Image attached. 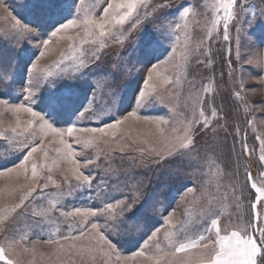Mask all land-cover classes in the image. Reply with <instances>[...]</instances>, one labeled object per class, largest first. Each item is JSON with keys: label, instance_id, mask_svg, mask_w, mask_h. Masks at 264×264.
Segmentation results:
<instances>
[{"label": "rangeland", "instance_id": "1", "mask_svg": "<svg viewBox=\"0 0 264 264\" xmlns=\"http://www.w3.org/2000/svg\"><path fill=\"white\" fill-rule=\"evenodd\" d=\"M107 2L83 0L81 4V0H0V42L14 49L16 54L10 78H3L0 70V99L12 104L26 103L53 127L61 129L70 124H75L78 129L103 127L105 123H112L135 110L141 118L163 117L169 123L160 126L167 134L173 127L181 131L182 122L192 118L190 97L198 93L209 123L205 126L204 118L199 117L197 112L201 123L193 129L194 145L182 155L157 156L155 153L150 155L147 150L144 153L138 151L139 148L149 147V144L141 143L140 137L154 147L159 146L155 123L142 119H130L121 125L115 137L95 134L98 139L92 147L76 146L80 153L77 159L82 165L85 159L94 161L82 169L92 177L90 185L78 184L71 175L68 177L70 182H67L59 170L49 172L45 168L39 183L47 184V187L38 189L25 202L23 209H17L15 213L5 212V218L10 215L12 221L2 223L3 220H0V228L1 225L12 228L6 234L0 230V246L5 248L8 259L18 260L20 264H56L57 256L43 241L57 239V233L78 235L80 224L86 222L80 216L65 218L61 212H70L74 208L99 209L105 203L115 204L117 200H126L129 204L135 200L134 209L146 200L152 211L146 217L156 219L157 224L135 249L127 250L113 241L117 245L116 250L108 257L97 255L96 264H155V261L145 257H132V253L140 250L157 228H161L157 238L162 246L166 250H174L166 247L164 228L161 227L169 213L174 214V219L183 221L174 229L179 235L173 239L195 240L200 235H207L203 231L207 225H197L195 220L199 219L200 209L210 202L218 209L221 235L228 234L241 221H252L249 234H253L257 225L264 228V196L259 197L257 202L256 192V188L264 189V162L260 160L264 154V64L249 63L250 59L264 57V15H260L264 12V0H237L232 9L234 18L227 21V32L219 0H145L146 7L137 10L141 21L137 28L130 31L131 25L136 22L132 19L122 31L116 30L111 37L105 38L102 48L99 41L82 45L85 52L97 53L90 59L85 57L84 65L78 66L79 61L72 59L70 54L68 59L60 55L61 51L68 54L70 43L61 39L64 33H60L51 37L49 47L54 51L41 58L39 73L28 72L41 49L37 47V40L19 34L20 26L15 25L12 17L20 20L21 25L29 23L32 26L39 21L44 32L40 39H49L55 24L48 22L50 10L41 5H58L54 18L56 22H64L63 19L73 18L77 12L83 16L90 11L99 16ZM160 5L166 6L158 7ZM184 7L191 9L185 18L188 27L176 29L172 22L184 24L185 21L179 19ZM217 15L221 19L209 36L208 28ZM68 31L72 34V30ZM225 34L227 40L224 39ZM197 44H200L199 52H194L184 61L181 55L184 48L195 49ZM224 48L229 49L225 59ZM164 61L167 62L161 63ZM153 65H157V70L168 75L174 83L158 88L150 95V102L138 104L139 92L147 90L144 80L148 79ZM208 69L210 73L206 72ZM177 79L178 83L175 82ZM151 82L159 83L154 72ZM29 85L34 97L26 101L23 89ZM53 95L64 98L62 108L54 110L50 107ZM18 115L20 128L17 131H24L14 136L11 127L15 126L17 117L7 105H0V132L4 133L0 136V157L10 158L7 165L0 164V171L18 164L27 155L26 147L40 144L42 138L48 145L46 163H51L50 158L56 156L54 148L59 146V138L53 140L51 133L43 137L39 130L41 122L28 113ZM29 120L32 126L28 125ZM61 120H67L66 124L55 123ZM88 135L75 134L76 137ZM65 139L72 142L74 138L65 136ZM50 140H53L52 144L48 143ZM122 145L128 146L123 152L120 150ZM41 157V152L34 154L37 163ZM249 172L251 180L248 179ZM49 175L56 183L46 179ZM253 183L256 188L252 187ZM189 188L195 191L190 193ZM0 189L3 190L0 192V209L19 201L21 190L16 188L9 194L7 177H0ZM54 196H59L62 207L49 211V201ZM253 202H257L255 210L251 208ZM117 213L122 219L129 214L126 206L124 213H120L119 209ZM255 213L259 214V219L254 218ZM87 222L103 226L111 239L112 227L118 223L106 220L103 214L89 217ZM25 234L29 239L21 242L17 251L21 252L25 246L31 249L35 243V253L21 252L13 257L7 252L8 243L20 241ZM255 235L259 237L258 232ZM212 238H215L214 230ZM149 243L154 244L155 241ZM60 258L68 264L72 261L80 264L78 256L71 260L64 256ZM0 264L6 262L0 260ZM258 264H264V254L258 257Z\"/></svg>", "mask_w": 264, "mask_h": 264}, {"label": "snow or ice", "instance_id": "2", "mask_svg": "<svg viewBox=\"0 0 264 264\" xmlns=\"http://www.w3.org/2000/svg\"><path fill=\"white\" fill-rule=\"evenodd\" d=\"M83 0H81V4ZM237 4V0H219V8L224 11L223 19L225 20V32H227L229 19L234 18L233 7ZM42 7L48 8L49 18L48 22L51 21L55 24L54 30L51 31L49 39H40L44 35L42 31L43 25L36 21L30 26L29 23H24L21 25V21L12 17L15 20V25L20 26L19 34L24 37L37 40V47H39L40 53L36 56V61L32 63L31 67L28 68V72L39 73L40 71V61L41 58L45 57L49 52L54 51L50 48L51 37H57L58 34L64 33L61 39H66L70 43L68 44V54L61 51L60 55L64 59L69 58V54L72 59L78 60L79 65H84V58L90 59L91 56H95L96 51L90 54L82 49L83 44H95L97 41L100 42V47L104 46L103 41L107 37H111L116 30L122 31L127 22L135 19V23L131 25V29L137 28L140 24V16L138 13V8L145 6V0H108L107 6L103 7L102 13L96 16L90 11H86L83 16L79 12L76 13L73 18L63 19L64 22H56L54 16L56 14V9L58 5L56 4H43ZM166 5H160L158 7H165ZM189 7H184L180 12L179 19L185 21L182 25L181 23L173 21L175 23L176 29H187L188 25L186 22V17H188L190 12ZM219 10V9H218ZM194 11V10H192ZM260 15H264L261 12ZM221 17L218 15L211 21V25L208 28L209 36L211 32L215 29L216 25L219 23ZM58 25V27L56 26ZM171 28V24L169 25ZM68 30H72V34H69ZM81 31L83 32V37H81ZM225 40L228 39L227 34L224 37ZM75 42V43H71ZM187 42V41H186ZM203 43L202 41L200 42ZM200 44H197L195 49H190L185 47L181 53L183 60L187 61L189 57L194 53H198ZM175 52V48L173 50ZM79 53V56H77ZM167 61L161 62L166 63ZM250 64H264V57L257 58L256 60H249ZM158 66L153 65L152 70H150L148 79L144 80V84L147 88L141 89L139 96L137 98V103H147L150 102V95L154 94L158 88H162L165 85L174 83L171 78L157 70ZM155 73L159 83H154L152 81V74ZM50 76L51 73H48ZM176 83L179 82L175 81ZM207 90V89H205ZM26 94L24 99H33L34 93L32 91L31 85L26 86L23 89ZM192 100V112L193 116L186 122H182V130L178 132L176 127H173L170 132H167L162 128L161 124H168L169 122L164 120L163 117H140L137 111H130L127 115L123 116L121 119H117L112 123H105L103 127L99 128H80L78 129L75 124H70L66 129L53 127L51 123L44 116H41L38 112L34 111L32 107L28 106L26 103L12 104L8 100L0 99V105H7L8 110L16 115L15 126L11 127V132L14 136H19L22 134L18 132L17 129L20 128L19 113H28L31 117L36 118L40 123L39 130L43 137H47L49 133L53 135V140L58 137V145L54 148L56 153L55 158H50L51 163H46L48 156V145L45 144L44 139L40 140V144L36 146L28 145L26 147L27 155H24L23 159L14 167L7 168L0 171V177H7L10 184L9 194L16 188L21 190L19 195V201L17 203L11 204L6 208L0 209V220H4L5 216L3 213H15L17 209H23L25 207V202L29 200L30 197L38 190H43L47 187V184H40L39 179L42 176V172L45 168L49 172L59 170L61 175L64 176L67 182L69 175L73 177L78 184H91L92 177L86 175L82 169L88 167L90 164L94 163L93 160L85 159L83 165L77 157L80 153L77 152L76 146L83 145L84 148L92 147L98 137L95 134H102L103 136L111 135L115 137L117 132L120 131V126L131 120H143L145 122H153L156 125L158 137V147L152 146L148 140L140 137L141 143L149 144L147 149L139 148L138 151L144 153L146 150L151 155L155 153L157 156L163 155H175L180 153L189 152L194 145L193 129L196 124L201 123V120L197 118V112L199 117L204 118L205 126L209 123V118L205 116L203 101L198 93L191 95ZM50 107L54 110L57 108H62L65 104V100L61 96L53 95L49 101ZM83 115V113H81ZM215 115V112H213ZM251 123V122H249ZM28 125L32 126V121H28ZM124 131H131V129H125ZM76 133L89 134L87 137L79 136L76 137ZM4 133L0 132V136ZM65 136L74 138L72 142L65 139ZM7 139V137H5ZM53 140L48 143L52 144ZM136 143V140H133ZM127 145H122L120 150L123 152ZM246 150V145L244 146ZM37 152L42 153V157L39 163L34 159V154ZM260 160L264 162V154L260 156ZM62 164L64 165L62 167ZM29 169L31 175L29 176ZM47 180L52 181V177L49 175L46 177ZM248 179H252V174L248 173ZM23 181V183L21 182ZM59 187V185H57ZM253 188H256L255 183L252 184ZM3 190L0 189V192ZM195 189L189 188L188 192L192 193ZM258 193L257 202L259 197L264 196V189L256 188ZM237 200L239 198L237 197ZM257 202L251 204V208L255 210L257 208ZM51 209L59 210L62 205L60 204L59 196H54L49 201ZM125 206L129 213L135 207V200L133 203L129 204L126 200H117L115 204L105 203L103 208H74L70 212H61V215L65 218L80 216L86 222L80 224L78 235H59L57 233V239L44 240L43 243L49 245L53 249V254L57 256L56 264H68L67 261L61 259V256L68 257L71 260L72 257L78 256L80 258V264H96L97 255L101 257H108L112 252L116 250L117 245L113 242L108 234L103 230V226L95 222H87L88 218H96L98 215H105L106 220H112L113 222H118L122 220V216L118 215L117 209L120 213H124ZM218 209L211 205L201 208L199 212V219L195 220L197 225L204 223L207 225L203 229L207 235H200L197 239L193 240L190 238H185L184 240L173 239L174 236L179 235V232L174 231L178 224H183V221L174 219V214L169 213L168 216L164 217V241L165 246H162L160 240L157 238L161 231V228L155 229L148 236L147 240L144 241L143 246L140 250L133 252L132 257H145L149 261H155V264H258V257L264 254V228L256 226L253 234H249V230L252 229V221L248 222L241 221L240 223L233 226V230L226 235H221L220 227V217L217 216ZM111 215H108V214ZM215 217V218H213ZM14 218V217H13ZM255 219H259V214L255 213ZM210 219V224L208 220ZM6 230V229H4ZM214 230V239L213 236ZM255 232L259 233V237L255 235ZM29 239L27 234L21 236L20 241L12 240L8 243L7 252L12 253L13 257H17L23 253L32 252L35 253V243L33 248L23 247L21 252L17 251L18 245ZM150 241H155L154 244H150ZM204 241H208L204 243ZM154 250V251H153ZM180 254H184L181 256ZM0 260H4L6 264H20L18 260L8 259L6 255V250L3 246H0ZM71 264H75L72 261ZM106 264V262H105Z\"/></svg>", "mask_w": 264, "mask_h": 264}, {"label": "trees", "instance_id": "3", "mask_svg": "<svg viewBox=\"0 0 264 264\" xmlns=\"http://www.w3.org/2000/svg\"><path fill=\"white\" fill-rule=\"evenodd\" d=\"M228 48H224V59L225 56H228ZM16 59L15 50L8 47L6 44L0 42V70L3 78H10L11 76V68L13 67ZM209 72V69L206 70ZM67 120L56 121L57 124H66ZM182 155V153L180 154ZM178 155V156H180ZM10 162V158L8 157H0V164L7 165ZM183 164V160L180 161ZM0 165V166H1ZM144 183V181H142ZM148 197V196H147ZM142 205L133 209L131 213H129L124 219L114 224L112 227L113 241L127 250L135 249L138 243L145 238L148 231L151 230L157 224L156 219L147 218L146 214H152L150 208H148V202H141ZM4 213L3 215H5ZM9 222L11 220V216L6 217L3 222ZM6 229V230H4ZM1 232L4 234L11 232L12 228L8 225H1ZM1 236V234H0Z\"/></svg>", "mask_w": 264, "mask_h": 264}, {"label": "bare ground", "instance_id": "4", "mask_svg": "<svg viewBox=\"0 0 264 264\" xmlns=\"http://www.w3.org/2000/svg\"><path fill=\"white\" fill-rule=\"evenodd\" d=\"M26 129V128H25Z\"/></svg>", "mask_w": 264, "mask_h": 264}]
</instances>
